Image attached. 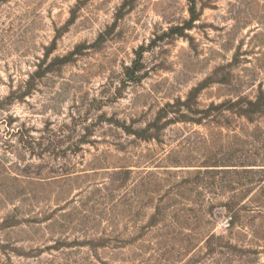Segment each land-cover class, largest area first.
<instances>
[{"label":"rangeland","instance_id":"374dc122","mask_svg":"<svg viewBox=\"0 0 264 264\" xmlns=\"http://www.w3.org/2000/svg\"><path fill=\"white\" fill-rule=\"evenodd\" d=\"M0 264H264V0H0Z\"/></svg>","mask_w":264,"mask_h":264}]
</instances>
